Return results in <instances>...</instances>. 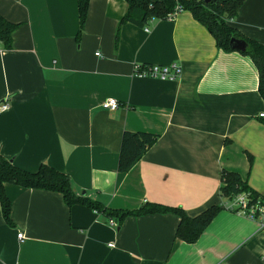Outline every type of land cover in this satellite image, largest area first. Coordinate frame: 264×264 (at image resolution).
<instances>
[{"label":"crops","instance_id":"0c3cea01","mask_svg":"<svg viewBox=\"0 0 264 264\" xmlns=\"http://www.w3.org/2000/svg\"><path fill=\"white\" fill-rule=\"evenodd\" d=\"M126 9L124 0H90L78 36L77 0H0V15L19 25L11 49L0 42V106L8 105L0 155L29 172L47 164L77 196L115 210H221L188 244L175 239L172 213L112 226L95 210L66 206L59 193L6 184L13 225L0 210V264H264V226L219 192L228 170L264 197V101L254 64L218 49L188 10L139 27L120 24ZM227 23L264 45V0H244ZM171 64L180 68L175 79L134 76L135 65ZM109 98L117 109L102 108ZM124 131L158 138L120 174Z\"/></svg>","mask_w":264,"mask_h":264},{"label":"trees","instance_id":"16d2710c","mask_svg":"<svg viewBox=\"0 0 264 264\" xmlns=\"http://www.w3.org/2000/svg\"><path fill=\"white\" fill-rule=\"evenodd\" d=\"M126 12L121 23H132L144 27L150 20H164L174 8L169 0H124ZM244 0H187L181 1L184 11L188 10L196 21L202 24L213 36L215 45L224 52H236L230 47L232 38L242 39L248 47L240 53L248 56L258 73V93L264 101V45L248 40L241 36L236 29L227 23L232 19ZM90 0H77L79 32L84 26ZM0 15V42L5 50L11 49L12 34L18 27ZM264 118V117H263ZM158 136L149 132L124 131L121 136L118 155V173L128 172L156 142ZM252 159H249L250 165ZM220 196L232 201L236 196L246 193L249 195L250 205L257 200H264L252 190L247 181L234 171L222 170ZM13 184L21 188L37 189L56 192L62 195L68 207L82 205L103 215L107 220H113L118 226L129 216H144L148 214L172 213L178 216L179 222L175 232V239L188 244L195 243L208 227L217 213L219 205H212L197 216H188L181 207H169L156 203H145L136 210H115L107 208L102 203L86 196H77L72 189L68 176L55 170L47 164H41L35 172L23 170L14 165L12 159L0 155V210L4 222L12 226L10 217L11 203L5 192V185Z\"/></svg>","mask_w":264,"mask_h":264},{"label":"built area","instance_id":"2783aa9c","mask_svg":"<svg viewBox=\"0 0 264 264\" xmlns=\"http://www.w3.org/2000/svg\"><path fill=\"white\" fill-rule=\"evenodd\" d=\"M174 3L173 10L168 13L165 17V20H174L177 15L184 11V7L181 4V1L187 0H169ZM155 21V20H150ZM147 32L148 29L145 28ZM99 56V53H96ZM180 72V68L177 64H171L169 66H156V65H135L134 66V76L138 78H159L162 80L165 79H175L178 77ZM104 110H115L119 107L118 101L114 98H109L105 100L101 104ZM8 109V105L6 103L0 106V110L4 111ZM259 117H264V112L259 114ZM258 201L254 204L250 205L249 203V195L246 193L240 194L236 196L231 201L230 209L236 208L240 213L245 214L251 218H254L260 222L261 226H264V204L257 205ZM110 224L113 226V220H110ZM18 238H22V234L18 235Z\"/></svg>","mask_w":264,"mask_h":264},{"label":"water","instance_id":"95a60500","mask_svg":"<svg viewBox=\"0 0 264 264\" xmlns=\"http://www.w3.org/2000/svg\"><path fill=\"white\" fill-rule=\"evenodd\" d=\"M230 47L236 52L243 53L246 51L248 44L242 39L232 38ZM82 195H84V192H82Z\"/></svg>","mask_w":264,"mask_h":264},{"label":"rangeland","instance_id":"374dc122","mask_svg":"<svg viewBox=\"0 0 264 264\" xmlns=\"http://www.w3.org/2000/svg\"><path fill=\"white\" fill-rule=\"evenodd\" d=\"M258 202L256 203L257 205H262V204H264V200H257Z\"/></svg>","mask_w":264,"mask_h":264}]
</instances>
